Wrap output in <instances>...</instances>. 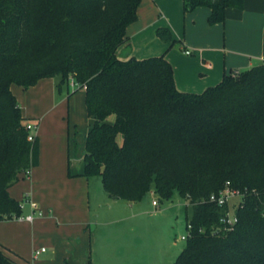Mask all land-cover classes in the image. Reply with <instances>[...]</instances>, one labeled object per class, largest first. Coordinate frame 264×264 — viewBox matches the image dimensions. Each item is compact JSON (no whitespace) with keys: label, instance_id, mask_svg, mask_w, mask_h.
Returning <instances> with one entry per match:
<instances>
[{"label":"trees","instance_id":"trees-1","mask_svg":"<svg viewBox=\"0 0 264 264\" xmlns=\"http://www.w3.org/2000/svg\"><path fill=\"white\" fill-rule=\"evenodd\" d=\"M138 2L0 0V221L20 213L8 187L38 162V137L27 138L30 118L9 85L54 76L59 90L71 78L88 117L79 174L98 173L113 198L152 189L188 200L187 235L170 264H264V61L199 92L179 90L163 53H116ZM199 5L213 24L243 0H182L184 11ZM157 33L174 41L164 27ZM225 185L240 195L229 229L220 221L227 205L208 200ZM7 252L0 245V264H12Z\"/></svg>","mask_w":264,"mask_h":264},{"label":"crops","instance_id":"crops-1","mask_svg":"<svg viewBox=\"0 0 264 264\" xmlns=\"http://www.w3.org/2000/svg\"><path fill=\"white\" fill-rule=\"evenodd\" d=\"M208 12V7L202 5L184 11L182 0H139L135 19L125 26V39L116 53L136 58L163 53L170 63L175 87L191 92L216 83L224 73L264 61V0H243L241 8L227 7L223 20L213 24L206 21ZM163 27L174 40L170 44L157 33V28ZM55 82L56 77L45 76L27 87L9 85L20 113L35 124L38 162L27 173L20 172L8 192L18 200L27 196L43 208H39L41 216L45 214L31 222L11 219L29 223L40 239L52 247L57 260L64 258L66 264H94L86 230L89 224L86 177L79 174L81 153L67 158V144L72 136L69 132L73 130L69 125L76 124L69 100L75 92L68 93L70 88L57 90ZM80 92L83 96L82 88ZM84 123L85 135L87 116ZM46 126L49 137L42 139ZM59 134L62 142L56 137ZM67 166L73 175L67 174ZM29 211L30 205L25 202L20 213ZM38 227H49L48 232L53 235H45L43 231L40 234ZM1 237L0 234V245L7 249L11 260L22 264L19 254L20 243H25L22 235L11 241ZM26 243L32 245L36 240L31 242L29 237ZM44 252L33 256L32 250L31 259ZM43 257L39 262L49 264V259Z\"/></svg>","mask_w":264,"mask_h":264},{"label":"rangeland","instance_id":"rangeland-1","mask_svg":"<svg viewBox=\"0 0 264 264\" xmlns=\"http://www.w3.org/2000/svg\"><path fill=\"white\" fill-rule=\"evenodd\" d=\"M65 88L64 83L62 89ZM67 88H70L69 92L72 90L75 92L69 100V107L76 123L69 125L73 130L69 132L72 138H69L67 144L68 158L71 154L81 153L84 137L82 127L85 126L86 113L80 88L71 86L70 83ZM112 119V114L106 117L108 121ZM48 126L46 132L42 134V139L49 137ZM56 137L60 142L64 140L61 134ZM115 140L117 143L121 142L119 133L115 135ZM19 175L21 174L18 173ZM85 177L89 205V224L86 230L94 264H170L175 259L184 244V240L179 237L187 233L185 221L190 214V204L186 198H181L174 192L169 199H159L153 190L149 189L138 200L127 201L108 196L101 185L98 173ZM57 180L59 181V178ZM151 200H155L156 205L152 204ZM239 200V195H232L227 198V204L230 207ZM36 207L43 210L41 206ZM44 216L45 214H42L37 219H42ZM38 228L40 234L43 231L45 235H53L48 232L49 227ZM0 234L1 240L5 241H11L13 237L16 239L18 235H22V240L25 242L20 243L19 254L22 256V264H41L39 261L42 255L43 260L49 259V264H66L64 258L56 259L55 254L51 252L52 247L40 239L41 236L30 228L29 223L17 222L13 219L1 220ZM29 237L31 242L36 240V243H31L32 245L26 243ZM40 246L46 252L36 259H31L32 250ZM12 264L21 263L13 261Z\"/></svg>","mask_w":264,"mask_h":264},{"label":"built area","instance_id":"built-area-1","mask_svg":"<svg viewBox=\"0 0 264 264\" xmlns=\"http://www.w3.org/2000/svg\"><path fill=\"white\" fill-rule=\"evenodd\" d=\"M184 52L187 53L188 50L185 49ZM69 83L71 86L73 85L71 78L69 79ZM34 127H35V125L32 122H30V121L26 122V128H28V130H29V132L27 134L28 139H32V136L34 134V131H33ZM27 172H28V170L25 171V173H27ZM232 195H239V193L234 188H231L228 185H225L221 190H219L217 192V194L211 193L208 196V200H210V201H214L217 204L225 203L227 205L228 209L223 214V216L220 218V221L226 225L227 229H229L231 227V225L236 221L234 214H232V212H231V208L233 206L229 207L227 204V198L229 196H232ZM25 202H27L30 205V211L28 213H25V214L18 213L17 216H14L13 218L18 219V220H24L27 222H31L34 217L41 216V210L38 209L36 207L35 203L33 201H31L25 195H23L20 198L19 207L21 208L23 203H25ZM152 203L155 204L156 203L155 200H152ZM188 227L189 226L187 225V228ZM186 235H181L179 238L184 240ZM43 251H44L43 247H40L39 249H35V250H33V256H36L37 254H39L40 252H43Z\"/></svg>","mask_w":264,"mask_h":264}]
</instances>
